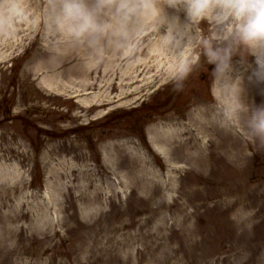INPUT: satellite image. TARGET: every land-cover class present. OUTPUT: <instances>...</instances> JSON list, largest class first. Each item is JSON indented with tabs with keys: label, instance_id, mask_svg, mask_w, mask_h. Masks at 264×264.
Here are the masks:
<instances>
[{
	"label": "rangeland",
	"instance_id": "rangeland-1",
	"mask_svg": "<svg viewBox=\"0 0 264 264\" xmlns=\"http://www.w3.org/2000/svg\"><path fill=\"white\" fill-rule=\"evenodd\" d=\"M175 54L149 32L93 65L0 30V264H264V141L211 65L177 90Z\"/></svg>",
	"mask_w": 264,
	"mask_h": 264
},
{
	"label": "clouds",
	"instance_id": "clouds-1",
	"mask_svg": "<svg viewBox=\"0 0 264 264\" xmlns=\"http://www.w3.org/2000/svg\"><path fill=\"white\" fill-rule=\"evenodd\" d=\"M25 24L83 50L93 65L134 51L151 32L161 51L176 53L177 90L193 64L211 65L225 119L246 118L264 141V102L249 95L264 94V0H0V30L11 37Z\"/></svg>",
	"mask_w": 264,
	"mask_h": 264
},
{
	"label": "bare ground",
	"instance_id": "bare-ground-1",
	"mask_svg": "<svg viewBox=\"0 0 264 264\" xmlns=\"http://www.w3.org/2000/svg\"><path fill=\"white\" fill-rule=\"evenodd\" d=\"M143 39H144V37H143ZM159 134H160L161 137L159 139L158 138L152 139L153 140L152 144L155 145L158 149H164V146L167 145V140L164 137L166 135V133H164V134L163 133H159Z\"/></svg>",
	"mask_w": 264,
	"mask_h": 264
}]
</instances>
